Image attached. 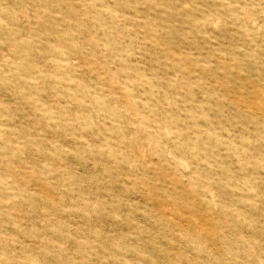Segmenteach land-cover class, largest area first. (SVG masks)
<instances>
[{"label": "rangeland", "instance_id": "rangeland-1", "mask_svg": "<svg viewBox=\"0 0 264 264\" xmlns=\"http://www.w3.org/2000/svg\"><path fill=\"white\" fill-rule=\"evenodd\" d=\"M0 264H264V0H0Z\"/></svg>", "mask_w": 264, "mask_h": 264}]
</instances>
